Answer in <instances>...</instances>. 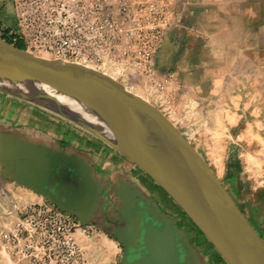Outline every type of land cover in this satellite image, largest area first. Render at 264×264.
Returning a JSON list of instances; mask_svg holds the SVG:
<instances>
[{
    "label": "crops",
    "instance_id": "0c3cea01",
    "mask_svg": "<svg viewBox=\"0 0 264 264\" xmlns=\"http://www.w3.org/2000/svg\"><path fill=\"white\" fill-rule=\"evenodd\" d=\"M149 3L168 12L173 40L208 58L206 67L198 64L205 81L222 89L234 80L264 86V0H144ZM14 28V0H0V38L9 39ZM141 177L144 172L109 141L0 88V229L6 214L36 206L69 214L83 231L115 241L121 204L144 193ZM195 251V264H227L203 241ZM35 258L12 261L0 252V264L49 263Z\"/></svg>",
    "mask_w": 264,
    "mask_h": 264
},
{
    "label": "water",
    "instance_id": "95a60500",
    "mask_svg": "<svg viewBox=\"0 0 264 264\" xmlns=\"http://www.w3.org/2000/svg\"><path fill=\"white\" fill-rule=\"evenodd\" d=\"M5 85L63 97L116 122L124 139H108L69 117L112 143L147 174L227 264H264V241L202 157L164 114L114 78L84 65L36 56L0 38V88L25 97ZM172 228L169 223L144 227V250L132 264H195L196 249L185 242L184 261L182 234Z\"/></svg>",
    "mask_w": 264,
    "mask_h": 264
},
{
    "label": "rangeland",
    "instance_id": "374dc122",
    "mask_svg": "<svg viewBox=\"0 0 264 264\" xmlns=\"http://www.w3.org/2000/svg\"><path fill=\"white\" fill-rule=\"evenodd\" d=\"M138 6H144V0H127L130 15ZM132 26L135 29L136 24ZM172 26L166 24L169 31L164 45L158 54L156 48L152 56V77L138 72L135 57L116 59L114 69L104 66L97 70L111 76L130 93L164 114L205 160L249 221L264 232V86L256 89L250 85L251 82H245L243 87L238 80H234L225 89L214 87V82L205 81L206 73L201 67L198 68L200 62L206 63V67L208 58L200 50L196 51L198 48L192 51L186 48L183 40H173ZM138 42L122 39L120 46L132 45L134 51L138 48ZM36 56L54 59L49 53ZM152 78L161 81L160 89L152 86ZM20 98L81 127L68 116L32 102L27 97ZM20 217L6 214L4 226L0 229L1 255L12 261L20 260L16 252L20 246L11 240ZM82 227L80 225L68 232L59 230L57 226L53 228L50 238H46L48 247L45 258L48 264H120V246L116 241L106 240L90 230L83 231ZM206 240L203 239V243L211 247ZM183 241L195 249L199 248L186 238ZM26 253L27 256L43 254L40 249H27Z\"/></svg>",
    "mask_w": 264,
    "mask_h": 264
},
{
    "label": "built area",
    "instance_id": "2783aa9c",
    "mask_svg": "<svg viewBox=\"0 0 264 264\" xmlns=\"http://www.w3.org/2000/svg\"><path fill=\"white\" fill-rule=\"evenodd\" d=\"M158 8L149 3L130 15L127 0H14L15 28L6 34L12 44L22 43L31 54L49 53L54 59L95 70L114 69L116 59L135 57L138 72L152 77V56L168 15ZM122 39L139 41L138 48L121 47ZM151 83L155 89L161 88L160 80L152 78ZM55 226L68 232L80 224L53 209L23 208L11 234L12 242L20 246L18 257L36 259L38 255L27 256V249H40V256L45 257L46 238Z\"/></svg>",
    "mask_w": 264,
    "mask_h": 264
},
{
    "label": "flooded vegetation",
    "instance_id": "af4514ba",
    "mask_svg": "<svg viewBox=\"0 0 264 264\" xmlns=\"http://www.w3.org/2000/svg\"><path fill=\"white\" fill-rule=\"evenodd\" d=\"M139 181L144 189V193L140 196H134V199L132 201L130 200L127 206H122L121 204L119 214L122 222L120 221L121 224L114 223V238L120 246L119 263L132 264L139 258L141 251L144 250L142 243L144 227L151 224L153 227L157 228L166 223L172 225V230L174 229L175 232L178 231L180 234L184 233L179 243L185 254L183 260L186 261L188 258L186 255L187 248L183 240L186 238L187 241H191L189 243H194V245L200 247L201 241H203L205 237L202 233L198 232L194 224L186 217L173 200L147 174L144 173V177H141ZM226 191L231 196L230 192L228 190ZM231 198L236 203L232 196ZM236 205L246 216L244 210L241 209L237 203ZM122 213H125V215ZM250 224L264 241V232L259 231L251 222ZM211 248L213 247L211 246Z\"/></svg>",
    "mask_w": 264,
    "mask_h": 264
},
{
    "label": "bare ground",
    "instance_id": "6f19581e",
    "mask_svg": "<svg viewBox=\"0 0 264 264\" xmlns=\"http://www.w3.org/2000/svg\"><path fill=\"white\" fill-rule=\"evenodd\" d=\"M42 58H46V57L43 56ZM5 87H7L12 93L21 94L27 97L32 102H35L37 104L50 108L55 112H59L65 116L70 117L71 119H74L75 121L88 127L89 129H92L94 131L101 133L102 135H104V137L108 139L109 138L111 139L112 138L111 136H113L114 138H119V139L125 138L122 130L120 129L118 124H116V122L110 120L106 116H102L90 109H87L86 107L78 103H75L74 101L67 100L59 96L49 97L44 94H40V93L31 91V90H21L18 88L7 86V85H5ZM132 95L138 98V96H135L134 94Z\"/></svg>",
    "mask_w": 264,
    "mask_h": 264
},
{
    "label": "trees",
    "instance_id": "16d2710c",
    "mask_svg": "<svg viewBox=\"0 0 264 264\" xmlns=\"http://www.w3.org/2000/svg\"><path fill=\"white\" fill-rule=\"evenodd\" d=\"M1 38H3V37H1ZM3 39L6 40L8 43L12 44V42L9 39H6V38H3ZM14 45L19 49L25 50V47L22 43L16 42V43H14ZM217 256H218V258L222 259L218 254H217Z\"/></svg>",
    "mask_w": 264,
    "mask_h": 264
}]
</instances>
